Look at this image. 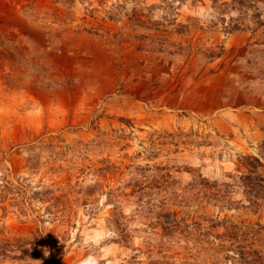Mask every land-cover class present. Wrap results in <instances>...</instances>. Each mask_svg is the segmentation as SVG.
Instances as JSON below:
<instances>
[{
	"label": "rangeland",
	"instance_id": "rangeland-1",
	"mask_svg": "<svg viewBox=\"0 0 264 264\" xmlns=\"http://www.w3.org/2000/svg\"><path fill=\"white\" fill-rule=\"evenodd\" d=\"M230 224L264 252V0H0V264H238Z\"/></svg>",
	"mask_w": 264,
	"mask_h": 264
},
{
	"label": "trees",
	"instance_id": "trees-1",
	"mask_svg": "<svg viewBox=\"0 0 264 264\" xmlns=\"http://www.w3.org/2000/svg\"><path fill=\"white\" fill-rule=\"evenodd\" d=\"M168 223V226H170V222ZM228 228V235L231 237V240L238 244L237 246L239 247V252L237 253L239 260L238 264H264V252L260 249L257 248L252 251H246L245 249L240 250L245 248V246L240 245V238H245L249 232L247 233L246 230H243L241 227L234 224H230Z\"/></svg>",
	"mask_w": 264,
	"mask_h": 264
}]
</instances>
